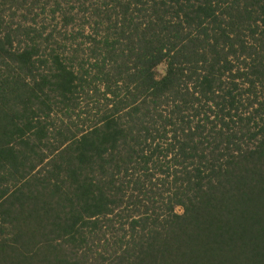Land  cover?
<instances>
[{"label": "trees", "instance_id": "obj_1", "mask_svg": "<svg viewBox=\"0 0 264 264\" xmlns=\"http://www.w3.org/2000/svg\"><path fill=\"white\" fill-rule=\"evenodd\" d=\"M0 264H264V0H0Z\"/></svg>", "mask_w": 264, "mask_h": 264}, {"label": "rangeland", "instance_id": "obj_2", "mask_svg": "<svg viewBox=\"0 0 264 264\" xmlns=\"http://www.w3.org/2000/svg\"><path fill=\"white\" fill-rule=\"evenodd\" d=\"M156 70H157V76L160 77L164 73V66L160 65L159 67H157ZM175 211H176V213L182 212L180 208H177Z\"/></svg>", "mask_w": 264, "mask_h": 264}]
</instances>
